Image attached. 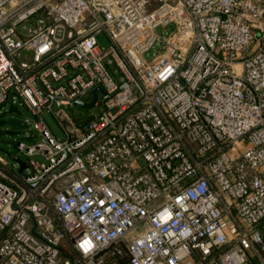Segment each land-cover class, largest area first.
<instances>
[{"label":"built area","instance_id":"obj_1","mask_svg":"<svg viewBox=\"0 0 264 264\" xmlns=\"http://www.w3.org/2000/svg\"><path fill=\"white\" fill-rule=\"evenodd\" d=\"M6 105L0 264H264V0H0Z\"/></svg>","mask_w":264,"mask_h":264},{"label":"rangeland","instance_id":"obj_2","mask_svg":"<svg viewBox=\"0 0 264 264\" xmlns=\"http://www.w3.org/2000/svg\"><path fill=\"white\" fill-rule=\"evenodd\" d=\"M173 27L167 28V31H171ZM166 32L158 29V34L161 36ZM101 46H107V41L102 39L100 42ZM19 60L28 61V54H20ZM6 111V112H4ZM98 108L94 107L91 109H85L80 106L75 107L73 114L75 116H82L83 118H88L90 114L97 113ZM3 114L0 115V156L4 158L9 164L13 163L12 158L18 155L17 142L23 141L26 142L25 132L26 130L22 127H19L15 124L8 123V119H15L17 121H24L25 116H27V111L22 106H17L16 110H10L9 106L6 105L3 108ZM46 117V116H45ZM47 123L51 130L55 133L57 137H61L62 134L58 130L56 124L50 119L46 118Z\"/></svg>","mask_w":264,"mask_h":264},{"label":"water","instance_id":"obj_3","mask_svg":"<svg viewBox=\"0 0 264 264\" xmlns=\"http://www.w3.org/2000/svg\"><path fill=\"white\" fill-rule=\"evenodd\" d=\"M92 96H93V99L92 101L89 103V104H84L80 101L77 102V104L82 107V108H85V109H88V108H91L96 100V94H95V90L92 91ZM8 123H12V124H15L19 127H22V128H25V125L23 123H21L20 121H17L15 119H8L7 120ZM24 167V164L22 162H20V169L19 171L22 170V168Z\"/></svg>","mask_w":264,"mask_h":264}]
</instances>
